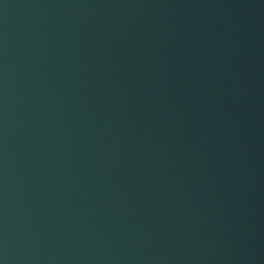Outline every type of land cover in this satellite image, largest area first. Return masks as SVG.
Segmentation results:
<instances>
[{"label":"water","instance_id":"95a60500","mask_svg":"<svg viewBox=\"0 0 264 264\" xmlns=\"http://www.w3.org/2000/svg\"><path fill=\"white\" fill-rule=\"evenodd\" d=\"M0 264H264V0H0Z\"/></svg>","mask_w":264,"mask_h":264}]
</instances>
